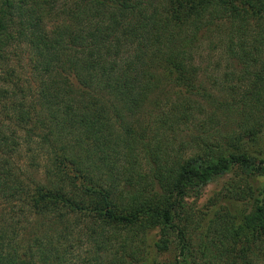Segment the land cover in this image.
Wrapping results in <instances>:
<instances>
[{
	"label": "trees",
	"instance_id": "1",
	"mask_svg": "<svg viewBox=\"0 0 264 264\" xmlns=\"http://www.w3.org/2000/svg\"><path fill=\"white\" fill-rule=\"evenodd\" d=\"M216 23L251 34L238 57L259 68L241 101L261 114L264 0H0V58L26 54L24 76L0 75V197L21 216L0 233V264H74L81 238L95 248L85 264H264L261 125L161 149L133 119L151 96V125L173 132L191 115L189 93L217 100L194 83L190 50ZM165 83L181 98L155 113ZM231 170L207 205L189 206Z\"/></svg>",
	"mask_w": 264,
	"mask_h": 264
},
{
	"label": "rangeland",
	"instance_id": "2",
	"mask_svg": "<svg viewBox=\"0 0 264 264\" xmlns=\"http://www.w3.org/2000/svg\"><path fill=\"white\" fill-rule=\"evenodd\" d=\"M228 31V23H216L208 29H199L191 42L192 64L196 69L194 83L212 93L217 98L216 101L210 102L203 99L199 93H189V96H186V102L192 105L190 108L191 115L181 125L180 130L178 128L173 132L156 130V127L151 125V96L149 103L145 107L146 109L140 113H136L133 119L140 126L146 125L147 130L144 139L149 143L150 147L156 142H161L163 144L161 149H166V146L167 148L171 146L167 145L169 142L170 144L173 143L175 147L180 143H188V141L193 140L199 142L200 139L206 138L210 140L213 138L218 139L220 134H234L244 126H256L257 124L261 125L259 129L264 135V111H261V114L258 112L252 113L251 109L245 107L241 101L245 92L244 89L247 86L250 89L254 73L259 68L258 63L250 65L244 58L240 60L238 57L241 54L238 50L240 44L245 50H251V34L246 30L240 38L234 32L228 33ZM229 38H232L233 48L237 53L235 55L228 51ZM25 63L26 54L23 50L21 48L9 47L2 53V57L0 58V75H3L7 72L6 70L12 68L20 79L25 73ZM19 82L22 83L21 80ZM261 83H264V81L262 80ZM163 89L164 93L159 96V106H155L152 109L155 113H160L168 106V108L173 107L181 98V92L171 83H165ZM218 102H221V105ZM225 102L227 105L224 104ZM162 105L164 106L162 107ZM146 111H149L150 114L147 115ZM137 124H134V126ZM153 126L154 128H151ZM154 133H158L159 138L157 141L154 139ZM192 143L190 142V144ZM236 177H238V174L235 173V170L216 177L200 189L198 196L188 197L186 201L194 210L203 208L208 204L207 198L210 195L224 187L228 182L236 179ZM11 206V203H5L4 199L0 197V233L1 236L4 235L5 239L11 236L9 232L11 222L13 223V221L21 219L15 208ZM19 225L20 223L16 225L18 229ZM21 227L22 229L18 230L12 241L19 249L23 246L25 247L27 239L30 236L29 234L27 237L26 230L23 228L26 227L25 223ZM94 250V246L86 242L84 238H81L80 242L75 241L71 248V263L85 264L84 258H90ZM151 256V258L163 261L170 259L172 253H161L159 255L152 253ZM100 262L103 264L106 263V260L102 258Z\"/></svg>",
	"mask_w": 264,
	"mask_h": 264
}]
</instances>
